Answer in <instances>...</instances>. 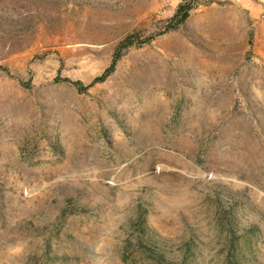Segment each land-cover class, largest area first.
I'll return each mask as SVG.
<instances>
[{
  "label": "rangeland",
  "instance_id": "rangeland-1",
  "mask_svg": "<svg viewBox=\"0 0 264 264\" xmlns=\"http://www.w3.org/2000/svg\"><path fill=\"white\" fill-rule=\"evenodd\" d=\"M0 264H264V0H0Z\"/></svg>",
  "mask_w": 264,
  "mask_h": 264
},
{
  "label": "trees",
  "instance_id": "trees-1",
  "mask_svg": "<svg viewBox=\"0 0 264 264\" xmlns=\"http://www.w3.org/2000/svg\"><path fill=\"white\" fill-rule=\"evenodd\" d=\"M189 9H190V5H188L185 1H182L176 8V11L172 17V21H175V24L171 27V28H175L178 24L182 23L186 17L188 16V13H189ZM134 35H128L126 36L121 44L119 45L120 46H129L133 43V41H131V37H133ZM120 49V48H119ZM119 56V53H117L115 55V57L113 58V61L111 62V64L109 65V67L99 76L95 77L92 82H95V81H102L114 68V65H115V62L117 60ZM78 82H74V84H77ZM84 88H86L85 86L84 87H79V90H84ZM138 230L139 232H141V234H144L145 233V228L143 227V223L140 221L139 225H138ZM150 238V237H149ZM143 247L147 248V250H149L151 252V254L153 255V257H157V256H160L158 253H156L154 250H152V248L148 247L147 245H143Z\"/></svg>",
  "mask_w": 264,
  "mask_h": 264
}]
</instances>
